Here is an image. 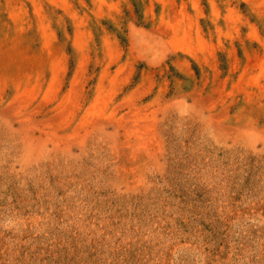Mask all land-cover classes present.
I'll return each mask as SVG.
<instances>
[{"label":"rangeland","instance_id":"obj_1","mask_svg":"<svg viewBox=\"0 0 264 264\" xmlns=\"http://www.w3.org/2000/svg\"><path fill=\"white\" fill-rule=\"evenodd\" d=\"M0 264H264V0H0Z\"/></svg>","mask_w":264,"mask_h":264}]
</instances>
